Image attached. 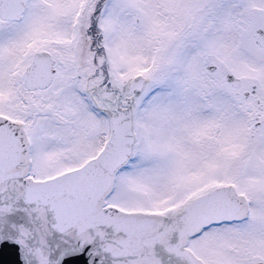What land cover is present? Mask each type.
Returning <instances> with one entry per match:
<instances>
[{
  "label": "snow or ice",
  "instance_id": "obj_1",
  "mask_svg": "<svg viewBox=\"0 0 264 264\" xmlns=\"http://www.w3.org/2000/svg\"><path fill=\"white\" fill-rule=\"evenodd\" d=\"M0 264H264V0H0Z\"/></svg>",
  "mask_w": 264,
  "mask_h": 264
}]
</instances>
